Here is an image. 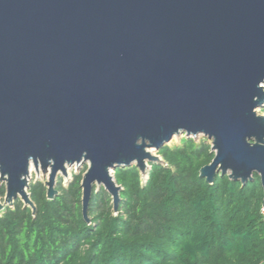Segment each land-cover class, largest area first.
I'll use <instances>...</instances> for the list:
<instances>
[{
  "label": "water",
  "instance_id": "obj_1",
  "mask_svg": "<svg viewBox=\"0 0 264 264\" xmlns=\"http://www.w3.org/2000/svg\"><path fill=\"white\" fill-rule=\"evenodd\" d=\"M263 105L264 0H0V212L35 214L32 166L52 201L88 163L85 222L96 187L117 213L114 173L147 176L180 134L212 140L208 184L258 175L264 194Z\"/></svg>",
  "mask_w": 264,
  "mask_h": 264
},
{
  "label": "trees",
  "instance_id": "obj_2",
  "mask_svg": "<svg viewBox=\"0 0 264 264\" xmlns=\"http://www.w3.org/2000/svg\"><path fill=\"white\" fill-rule=\"evenodd\" d=\"M145 179L136 166L114 173L112 197L94 188L91 224L82 212L83 175L47 198L30 185L36 212L15 201L0 212V264H264L263 188L258 175L242 184L218 174L200 177L215 154L187 139L159 151ZM6 193L0 192L4 199Z\"/></svg>",
  "mask_w": 264,
  "mask_h": 264
},
{
  "label": "rangeland",
  "instance_id": "obj_3",
  "mask_svg": "<svg viewBox=\"0 0 264 264\" xmlns=\"http://www.w3.org/2000/svg\"><path fill=\"white\" fill-rule=\"evenodd\" d=\"M258 113H259V115L264 116V105L258 109ZM190 138L193 139L197 145L200 143L206 142L207 145L212 146V140H210L208 137H206L203 134H199L195 137H188L186 134H180L178 136H175L174 139L167 144V146L170 148L180 147L184 144V142L187 139H190ZM152 153L161 158V156L159 155V152L152 151ZM151 165H152V163H149L148 172L151 169ZM87 167H88V163L81 164L80 166H75L73 169H71L72 170L71 175L68 178L63 177L60 174L59 177L57 178V187H59L61 185L64 188H68V186L73 182L74 176L83 175L86 172ZM31 177H32V179L30 181V185L36 184L39 182V183H43L46 186V182L49 181L50 174H44L41 170H40V172L37 173L34 169ZM143 177L145 179L147 178V176H143ZM96 188H97V192H99L101 189H103V188L100 189L98 187H96ZM2 191H4L6 193L5 183H0V192H2ZM4 200H5V198L4 199L1 198L2 203H4ZM18 200L21 201V199H18ZM18 200H15V201H18Z\"/></svg>",
  "mask_w": 264,
  "mask_h": 264
},
{
  "label": "bare ground",
  "instance_id": "obj_4",
  "mask_svg": "<svg viewBox=\"0 0 264 264\" xmlns=\"http://www.w3.org/2000/svg\"><path fill=\"white\" fill-rule=\"evenodd\" d=\"M35 168H34V166H32L31 167V170H30V176H32V173H33V170H34ZM71 169H73V168H67V173H68V176L70 177V175H71ZM42 171V170H41ZM32 178V177H31Z\"/></svg>",
  "mask_w": 264,
  "mask_h": 264
},
{
  "label": "built area",
  "instance_id": "obj_5",
  "mask_svg": "<svg viewBox=\"0 0 264 264\" xmlns=\"http://www.w3.org/2000/svg\"><path fill=\"white\" fill-rule=\"evenodd\" d=\"M263 214H264V208H263Z\"/></svg>",
  "mask_w": 264,
  "mask_h": 264
}]
</instances>
